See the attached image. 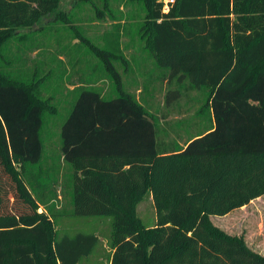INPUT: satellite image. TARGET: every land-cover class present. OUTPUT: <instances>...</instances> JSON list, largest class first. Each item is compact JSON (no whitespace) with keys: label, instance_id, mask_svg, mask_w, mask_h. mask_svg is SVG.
Returning a JSON list of instances; mask_svg holds the SVG:
<instances>
[{"label":"trees","instance_id":"1","mask_svg":"<svg viewBox=\"0 0 264 264\" xmlns=\"http://www.w3.org/2000/svg\"><path fill=\"white\" fill-rule=\"evenodd\" d=\"M63 1L0 0V264H82L93 253L97 234L54 238L46 210L38 211L47 193L39 177L49 174L51 186L60 175L69 180L71 208L62 214L112 217L110 264H264V254L211 222L264 194V0H175L168 10L161 0H130L145 6L146 43L158 66L186 75L190 89H209L200 109L207 122L186 139L180 127L160 136L129 92L105 98L68 72L67 84L77 85L61 126L63 166L38 172L48 106L51 115L59 110L42 96L55 68L40 53L50 21L77 18ZM84 1L108 9V0ZM55 27L64 53L66 29ZM123 31L114 23L97 50L111 71L112 59L124 58ZM145 195L156 209L148 226L137 213Z\"/></svg>","mask_w":264,"mask_h":264},{"label":"rangeland","instance_id":"2","mask_svg":"<svg viewBox=\"0 0 264 264\" xmlns=\"http://www.w3.org/2000/svg\"><path fill=\"white\" fill-rule=\"evenodd\" d=\"M161 1L164 2V8L168 10L169 0ZM101 3H103L102 0ZM71 4L73 7L70 10ZM97 7L84 0H65L62 3V10L76 14V21L71 20L69 24L50 21L52 29L49 37L45 39L46 50L40 55L47 61L53 58L55 72L50 79L49 77L46 79L41 91L45 99L52 96L59 110L57 114L51 115L47 105L48 113L45 115L41 131L45 154L43 161L36 166L38 172L44 171L47 166L53 167V171L62 169L63 166L59 153L61 126L76 99L75 93L71 90L77 85L67 84L68 72L75 71L77 73L73 74L75 79L78 77L83 79L84 84L88 83L89 87L100 91L105 98L114 97L119 92H129L154 116L160 136H163L165 128L169 130L180 127L186 139L196 134L202 123L205 124L208 120V113L204 117L205 121L202 119V115H206V112H200V109L204 106L209 89L207 87L190 89L188 86L191 80L186 75L181 73L174 75L170 69L165 73L164 69L155 62L146 43L149 32L147 27H144V23H147L145 6L137 1L108 0V9H105L103 4L98 7L106 13L101 18L97 17ZM116 22L124 28L122 35L124 58L112 59L114 74L97 55V50L105 44L106 30H109ZM58 25L66 29L62 32L67 35L62 44L68 48L64 53H59L56 49L58 45L55 36L59 28L55 26ZM36 28L41 27L37 25ZM76 35L84 37L70 39ZM118 81H120L121 90L116 86ZM75 83L80 82L75 81ZM175 87L180 88V92L169 91ZM171 92L175 96L168 98ZM16 165L19 166L17 163ZM56 174L60 173L57 171ZM51 176V174L49 178L38 176L44 184L42 187L37 184L38 190H44L45 186L47 190V199L45 198V201L38 205V211L46 210L54 238L65 234L73 236L79 232H93L99 237L98 243L93 253L82 260V264H110L114 249L112 217L62 214V208L64 206L69 208L72 197L71 190L66 187L69 185L67 184L69 180L60 175L58 182L51 186L49 184L54 179V177L50 178ZM11 194L12 191H9L8 195L11 196ZM56 194L60 196V199ZM36 196L39 197V194ZM155 210L154 200L148 195H145L137 205V213L147 226L154 223ZM211 222L228 234L242 238L254 250L264 254V194L224 215L211 216Z\"/></svg>","mask_w":264,"mask_h":264},{"label":"built area","instance_id":"3","mask_svg":"<svg viewBox=\"0 0 264 264\" xmlns=\"http://www.w3.org/2000/svg\"><path fill=\"white\" fill-rule=\"evenodd\" d=\"M174 2H175V0H169V1H168V3H167L168 9H169L170 4H172V3H174ZM165 9H166V8H165Z\"/></svg>","mask_w":264,"mask_h":264}]
</instances>
